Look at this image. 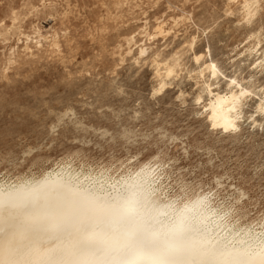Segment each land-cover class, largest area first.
<instances>
[{
  "label": "bare ground",
  "instance_id": "obj_1",
  "mask_svg": "<svg viewBox=\"0 0 264 264\" xmlns=\"http://www.w3.org/2000/svg\"><path fill=\"white\" fill-rule=\"evenodd\" d=\"M39 1L40 7L33 0H25L22 8H12L0 19V45L6 50L2 63L5 70L44 53L65 58L70 35L65 21L73 6L69 0H62L63 15L60 13L58 19L61 27L49 26L43 30L31 22L27 29L28 18L33 20L46 9L56 11L57 3L53 0ZM187 1L183 0L178 7L166 0L170 18H166V12L153 16V22L148 19V10L157 9L160 0H109L110 7L104 2L108 11L106 20L115 23V34L107 39L111 30L105 22L95 30L92 40H98L99 45L96 56L101 55L106 44L112 43L111 50L120 63L129 59L147 62L153 66L155 76L153 94L161 93L185 69L184 52L195 48L197 32L191 34V31L190 35L188 30L194 26L198 30L204 21L202 14L196 17L194 9L187 10ZM220 2L224 10L221 12L237 17L236 21L246 28L241 41L244 47L238 52L245 54L246 60H252L253 72L259 71L264 66V27L252 25L264 13V0ZM177 7L179 14L172 15ZM129 20L142 23L129 28ZM182 30V45L165 53L159 41L166 44L170 37L179 39ZM209 54V49L197 54L192 70L198 85L192 96L201 113L214 124L231 121L246 100H250L248 97L258 92L254 109L259 114V125L261 121L264 123V84H258L251 74L244 78L238 70L222 84L223 71L216 59L208 58ZM75 160L68 155L35 171L0 173V264H264V215L248 218L235 209L236 202L243 200V191L239 190L233 201L227 197L229 201H218L212 189L202 183L180 181L178 188L170 191L165 186L167 183L164 184L166 163L158 155L136 162L127 159L76 163Z\"/></svg>",
  "mask_w": 264,
  "mask_h": 264
},
{
  "label": "rangeland",
  "instance_id": "obj_2",
  "mask_svg": "<svg viewBox=\"0 0 264 264\" xmlns=\"http://www.w3.org/2000/svg\"><path fill=\"white\" fill-rule=\"evenodd\" d=\"M53 1L57 3L56 11L46 9L33 20L28 18L27 29L31 22L39 24L43 30L52 26L61 27L58 19L63 15L62 0ZM163 1L160 0L157 9L148 10L150 22L166 12V18H170L171 12L166 10V0ZM171 1L178 7L183 2ZM69 2L73 7L65 21L70 35L64 59L44 53L45 56L40 54L26 64L21 63L5 70L2 66L5 49L0 45L1 175L9 171L11 174L35 171L68 155H72L76 163L127 159L136 162L158 155L166 163L167 179H164V184L167 183L165 186L168 190L177 189L180 181L202 183L212 189L218 201L232 200L241 190L243 200L236 202L237 205L234 202L235 209L242 211L248 218L264 215V123L261 121L259 125V114L254 109L259 100L258 92L248 97L250 100H246L247 103L231 121L220 125L214 124L206 114L201 113L200 106L193 100L198 89L192 71L194 57L205 49L210 50L208 58L216 59L217 66L223 71L220 78L222 84L236 70L244 78L251 74L258 84H264V66L253 72L252 60H246L245 54L238 52L244 47L242 40L247 30L236 21L237 17L221 12L223 8L220 0H188L185 5L187 10L194 9L196 17L202 14L204 21L198 30L195 26L188 30L189 34L191 31V34L197 32V42L195 48L183 54L186 72L183 73L184 69L180 73L182 79L175 78L176 82L173 80L174 84L169 83L159 95L153 94L155 76L152 65L144 61L137 64L131 59L120 63L113 54L112 43L106 44V50L99 58L96 56L99 45L98 40H92L95 30L105 22L111 30L107 39L110 40L115 34V23L106 20L108 11L103 6L104 2L109 5V0ZM24 3L25 0H0V19L8 15L12 8H22ZM33 4L41 6L39 0H33ZM174 12L172 15L177 16L179 8ZM127 23L132 28L142 22L129 20ZM259 24L264 27V13L252 27ZM179 34V39L170 37L167 45L159 41V46L167 50L165 53L182 45L184 31ZM235 54L237 57L240 54L242 56L236 60ZM193 88L197 89L193 91ZM256 121L258 124H254Z\"/></svg>",
  "mask_w": 264,
  "mask_h": 264
},
{
  "label": "snow or ice",
  "instance_id": "obj_3",
  "mask_svg": "<svg viewBox=\"0 0 264 264\" xmlns=\"http://www.w3.org/2000/svg\"><path fill=\"white\" fill-rule=\"evenodd\" d=\"M233 83H235V81H233Z\"/></svg>",
  "mask_w": 264,
  "mask_h": 264
}]
</instances>
